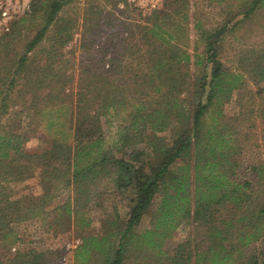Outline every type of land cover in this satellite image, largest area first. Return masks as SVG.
I'll list each match as a JSON object with an SVG mask.
<instances>
[{
    "label": "trees",
    "instance_id": "trees-1",
    "mask_svg": "<svg viewBox=\"0 0 264 264\" xmlns=\"http://www.w3.org/2000/svg\"><path fill=\"white\" fill-rule=\"evenodd\" d=\"M75 1L31 0L0 33V264H50L53 252L37 250L17 227L49 216L54 180L55 188L74 186L57 213L69 220L90 205L91 182L105 176L130 192L129 211L125 221L107 222L115 229L102 236L80 234L77 264H264V250H256L264 239V165L241 173L239 159L264 133V50L238 70L222 57L227 35L264 0H245L242 11L228 5L216 25L194 15V53L190 0L131 19L119 0H110L113 9L85 0L81 47L98 51L87 53L74 89L64 50L79 26L67 12ZM237 89L244 96L230 115L223 105ZM112 109L127 111L107 143L102 116ZM35 137L50 146L26 151ZM34 171L44 194L14 197L11 184ZM146 217L149 226L140 229ZM192 220L196 241L170 247L179 224Z\"/></svg>",
    "mask_w": 264,
    "mask_h": 264
},
{
    "label": "rangeland",
    "instance_id": "rangeland-1",
    "mask_svg": "<svg viewBox=\"0 0 264 264\" xmlns=\"http://www.w3.org/2000/svg\"><path fill=\"white\" fill-rule=\"evenodd\" d=\"M31 0H0V33L9 29L13 20L21 17L28 9ZM248 1V0H246ZM245 0H190V46L189 50L194 53V42L196 40V31L193 26L194 15L202 16L203 21L209 25H216L225 16V8L228 5H235L236 8L244 9ZM85 0H77L72 6L67 9V12L76 13L79 19V26L74 31V37L65 48L67 53L66 58L69 59V66L74 74V89L78 81V73L80 68L85 67L90 61L87 53H97L98 48L95 46L90 52H85L81 47L82 37V19ZM99 5L105 6L107 9H113L110 0H97ZM126 3L128 5H126ZM119 7L124 10L122 16L131 19L138 17L139 13H150L153 10L169 11L174 7L173 0H119ZM198 7V12L195 9ZM223 50V61L226 68L229 70H238L241 66L246 65V62L254 53H262L264 50V6L256 9V13L252 18L243 19L232 33H229L225 39ZM124 68H128L131 58L128 55L121 57ZM192 76L195 73L194 64L191 65ZM264 84V83H263ZM254 88V85L249 81L247 87ZM244 94L243 89L235 90L229 99H226L223 109L226 113L232 115L237 114L240 109L241 98ZM244 102V101H243ZM127 110H110L108 114L102 116V125L104 132V140L115 142L118 136L119 125L122 123V117L125 116ZM260 130V129H259ZM262 139L243 153L239 159L241 160L240 172L243 173L244 168L252 163H262L264 165V133ZM108 145V144H107ZM50 146V143L35 137L26 142L24 148L28 152H40ZM114 149V148H113ZM115 150V149H114ZM117 155H122L123 152L116 151ZM239 174L242 176V174ZM264 179V170H263ZM98 178L91 182L90 205L80 207L79 214L72 211L71 217L68 220L66 217L58 218L57 213L64 202L72 200L75 196L74 186H64V183H59L55 188V180L50 192L54 195L48 202L45 203V209L49 211V216L38 215L31 219L25 220L17 227L19 235L30 241V243L39 251L53 252L51 258L46 263L50 264H77L75 251L79 244L82 243L81 233L84 235L102 236L109 229H113L108 223L111 219L118 218V221H125L129 211L130 192H122L117 189L111 178ZM112 177V176H111ZM254 180H260L257 172L252 173ZM14 197L21 195H31L39 197L44 194L41 176L38 171H34L27 179L11 184ZM263 192V191H262ZM233 212V210H229ZM81 219L77 221V216ZM149 218L146 217L141 221L139 228L143 229L149 226ZM115 229V228H114ZM196 229L194 221H183L179 224L172 243L173 247L177 242L191 238L196 241ZM194 244V243H193ZM14 249V248H13ZM257 253L264 250V239L256 243ZM259 255V253H258ZM260 257V256H259ZM99 258L101 256L99 255Z\"/></svg>",
    "mask_w": 264,
    "mask_h": 264
}]
</instances>
